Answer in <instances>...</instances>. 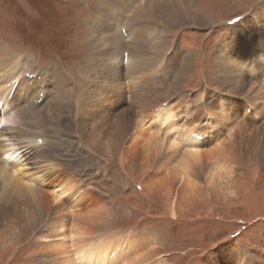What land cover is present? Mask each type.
Segmentation results:
<instances>
[{
	"label": "bare ground",
	"instance_id": "bare-ground-1",
	"mask_svg": "<svg viewBox=\"0 0 264 264\" xmlns=\"http://www.w3.org/2000/svg\"><path fill=\"white\" fill-rule=\"evenodd\" d=\"M135 1L138 0L131 2ZM150 2L133 12L129 17L130 23L147 18L164 25V29L174 25L213 27L217 24L204 17L194 4L195 0ZM122 8L125 9V6ZM99 13L100 19L105 17L103 9ZM111 15L109 11L106 17L113 20ZM262 19L259 23L261 31H250L252 35L257 32L260 35L257 45L249 36L250 29L246 31L247 35L235 31L236 34L229 35V46L225 49L231 55L219 49L221 54L215 59L220 88L227 86L225 93L228 92L231 97L251 93L252 101L242 100L241 110H238L235 105L238 99H226L221 94V109L219 104L213 105L218 107L219 114L215 116L214 113L215 117L212 118V113H206L201 128L196 123L187 127L186 122L179 121V116L188 115L191 108L187 104L181 106L176 97L180 91L177 85L179 82L181 84L183 76H187L189 60L160 104L149 106L147 97H144L141 86L145 85L139 76L146 73L147 64L155 66L156 58H161L165 53L166 37L163 36L166 31L160 33L161 36L147 39L142 24L135 28L129 22H124L123 16L117 19L120 20L119 26L106 21L107 30L91 25L89 29L92 34L96 31L101 34L98 43L106 45L115 53V57L110 55L112 59L106 68L109 76L98 80L102 85H95L91 81V84L78 87L59 72L38 70L32 56L20 57L9 51L1 53L0 247L5 248L10 243L20 245L22 241H16L17 235L23 237L26 234L27 237L44 227L38 238V249L35 250L36 255L40 254L43 258L37 264H150L153 252L151 243L142 241L133 231L106 232L108 228L99 224H106L103 219L109 213L105 201L91 188L80 183L69 169H64L63 152L69 153L72 146L80 143L96 151L105 150L109 156L114 151V156H118L123 164L148 173L142 191L147 197L162 202L173 218L177 216V211L192 208L201 197V192L218 200H231L237 192V172L233 169L237 165L236 158L252 159L264 167V127L257 123L264 105ZM126 51L128 55L124 59ZM146 52L148 60L144 58ZM134 58L140 59L137 66L131 63ZM96 61L97 57L92 56L91 65L99 68ZM35 68L37 71L34 72L40 76L37 81L42 91L33 96V79L36 76L31 77L30 73ZM252 72H258L259 76H255L256 81L249 83L247 89V74ZM125 76L130 77L134 84L137 81L136 85L140 86L138 94L131 97L132 103L128 110H120L114 121H111L113 109H119L123 103L120 98L125 97L120 83ZM109 83L114 84L111 90ZM109 90L120 94L119 101L116 99L111 108L109 103L106 105L104 102ZM39 96H43L42 101ZM105 107L106 110H103ZM150 107H156L154 113L146 110ZM38 109L40 113L30 116V112L35 114ZM252 109L258 116L254 120L248 118ZM92 111L98 113L92 114ZM66 112L64 119L62 117ZM210 118L223 122V129L209 128ZM64 120L68 121V125H63ZM252 124L256 128L250 127ZM73 131H76L74 137L78 143L73 138L62 144L51 139L61 138L64 133L72 134ZM47 133L53 137L49 138ZM111 147L112 152L109 151ZM10 233L13 238L7 235ZM143 251L145 253L142 255ZM242 254L239 256L244 260L234 261L237 255L231 258L228 253L214 252L211 264H255L245 253ZM152 263L158 264L159 259Z\"/></svg>",
	"mask_w": 264,
	"mask_h": 264
},
{
	"label": "rangeland",
	"instance_id": "rangeland-1",
	"mask_svg": "<svg viewBox=\"0 0 264 264\" xmlns=\"http://www.w3.org/2000/svg\"><path fill=\"white\" fill-rule=\"evenodd\" d=\"M138 1L131 2L128 6L126 0H0V54L9 51L20 57H33L38 70L59 72L71 82L74 81V85L78 87L87 83L102 85L98 80L109 76L106 68L112 59L111 56L115 57V53L106 45L98 43L101 36L99 31L92 34L89 28L92 25L94 28L107 30L110 22H115L119 26L120 20L117 19L122 16L125 17L124 22L130 23L129 17L133 12H137L148 1L150 2V0ZM152 1L155 2V0ZM194 4L205 18H210L217 24L213 27L174 25L164 29V25L142 18L130 25L136 28L142 24L146 32L145 34L143 31V34L147 39L161 36L166 31L163 36V38L166 37L165 53L161 58L155 57L157 66L147 64L146 73L139 76L142 84L145 85L141 88L144 90V97H147L149 106H154L153 104L156 106L165 99L166 92L173 87L174 80L179 78L189 60L187 76H183L181 84L179 82L177 85L180 91L176 97L181 106L187 104L191 108L188 115L179 116V121L186 122L187 127L196 123L201 128L206 113L209 115L212 113V118L219 114V109L222 107V102L219 100L221 94L226 99H238L235 101L238 110H241L242 100L252 101L251 93L247 96L243 94L231 97L228 96V92L225 93L227 86L223 87L224 90L220 88L215 59L221 54L219 49L226 52V55H231V52L225 49L229 46V35L236 34L235 31L247 35L246 31L250 29L249 36L254 44L260 42L258 32L252 35L250 31H261L259 23L264 18V0H195ZM123 6L125 9L122 8ZM100 9L106 12L105 17L101 19ZM109 11L114 21L110 20L109 16L106 17ZM106 21L107 25H105ZM136 35L140 36V33L136 32ZM235 41L242 43L239 40ZM127 55L126 51L124 59ZM92 56L97 57L96 64L99 68L91 65ZM148 57L146 52L144 58L148 60ZM131 63L137 66L140 59L134 58ZM35 70L36 68L32 69L30 73L31 77L36 76V79H33L36 83H34L33 96L42 91L37 81L40 80V76L34 72ZM255 76H259L258 72L247 74L249 80L247 89L250 87L249 83L256 81ZM130 77H122L120 83L125 97L120 98V102L123 101V103L120 104L119 109L118 107L113 109L111 121H114L120 110H128L132 103L131 97L138 94L140 86L136 85L137 81L135 84L132 83ZM112 85L114 84L109 83L110 90ZM110 90L104 102L106 105L109 103L111 108L116 99L119 101L120 94L111 93ZM42 97L39 96V100L42 101ZM101 97L98 99L100 100ZM214 104H219V109L213 107ZM148 109V112L154 113L156 107L146 108ZM37 111L35 114L30 112V116L40 113L39 109ZM260 112L257 123L264 127V105ZM214 113H216L215 116ZM66 114L67 112L62 118L65 119ZM68 115L71 117V114ZM248 116L249 119H253L257 115L252 109ZM216 122L217 120L212 119L209 128L223 129V122ZM65 124L68 125L67 120H64L63 125ZM250 127L256 128L254 124ZM48 135L49 138L53 137L52 134ZM75 135L76 131H73L72 134L64 133L62 140L61 138L51 139L53 142L62 144L65 140L73 138L78 143ZM70 150L69 153L63 152L64 169H69L68 171L72 172L71 174L80 183L102 197L101 199L109 208V213L103 219L106 224H99L108 228L106 232L133 231L139 235V239L151 243L153 252L152 256L149 255L152 258L150 264H153V260L156 259H159L158 264L162 262L211 264L214 252L228 253L231 258L237 255L233 258L234 261L244 260L239 255L245 253L251 262L264 264V167L261 163L252 159L244 160L243 157L238 156L235 162L237 165L233 168L237 172V192L231 200H218L216 197L208 196L206 192H201V197L192 208L177 211V216L173 218L162 202L154 197H147L142 191L141 187L148 173L142 172L140 168L134 169L128 164H123L118 156H114L112 147L109 150L112 152L111 156L105 150L96 151L87 147L85 143L74 145ZM43 229L44 227L38 229L40 234L35 231L27 237L26 234L23 237L17 235V240H14H21L20 245L10 243L5 248L0 247V264L41 263L39 261L43 256L36 255L35 250L38 249V238ZM7 235L14 237L12 233ZM144 251L141 252L142 255Z\"/></svg>",
	"mask_w": 264,
	"mask_h": 264
},
{
	"label": "crops",
	"instance_id": "crops-1",
	"mask_svg": "<svg viewBox=\"0 0 264 264\" xmlns=\"http://www.w3.org/2000/svg\"><path fill=\"white\" fill-rule=\"evenodd\" d=\"M138 2H139V1H138ZM163 3H164V2H163ZM163 3H162V4H163ZM126 4L129 6V5L131 4V1H130V0H126ZM162 4H161V5H162Z\"/></svg>",
	"mask_w": 264,
	"mask_h": 264
}]
</instances>
